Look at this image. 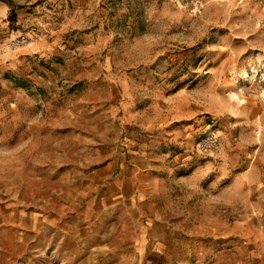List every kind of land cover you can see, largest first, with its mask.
I'll use <instances>...</instances> for the list:
<instances>
[{
    "label": "rangeland",
    "instance_id": "374dc122",
    "mask_svg": "<svg viewBox=\"0 0 264 264\" xmlns=\"http://www.w3.org/2000/svg\"><path fill=\"white\" fill-rule=\"evenodd\" d=\"M0 264H264V0H0Z\"/></svg>",
    "mask_w": 264,
    "mask_h": 264
},
{
    "label": "built area",
    "instance_id": "2783aa9c",
    "mask_svg": "<svg viewBox=\"0 0 264 264\" xmlns=\"http://www.w3.org/2000/svg\"><path fill=\"white\" fill-rule=\"evenodd\" d=\"M196 145L198 150H200L201 152L209 153L219 147L220 139L218 135L210 134L205 138L199 140Z\"/></svg>",
    "mask_w": 264,
    "mask_h": 264
}]
</instances>
